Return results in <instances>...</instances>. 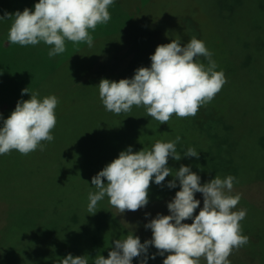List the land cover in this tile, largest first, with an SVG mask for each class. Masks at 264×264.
Here are the masks:
<instances>
[{
    "label": "trees",
    "instance_id": "obj_1",
    "mask_svg": "<svg viewBox=\"0 0 264 264\" xmlns=\"http://www.w3.org/2000/svg\"><path fill=\"white\" fill-rule=\"evenodd\" d=\"M146 1L115 0L118 6L113 7L112 16L118 13L119 19L97 25L95 31L89 30L94 37L92 47L83 42L74 44L73 49L54 59L47 53V59L41 60L39 66L43 69L37 67V80L45 74L56 76L55 91L50 93L58 99L55 114L69 110L71 103L72 108L56 123L57 130H52L54 140L44 145L43 151L38 148L22 155L14 150L15 160L8 154L0 155V194L23 197L29 208L80 210L82 204L64 205L61 199L57 202L59 194L65 195L62 186L68 177L86 174L88 164L106 167L129 146L133 152L151 150L155 142H169L177 136L181 138L176 144L181 159L169 157L167 165L173 174L182 165L189 166L198 175L199 171L207 172V176H201L211 181L215 173L222 176L232 173L236 177L251 161L254 165V161L264 162V0H232L236 11L233 17L241 20L247 31L229 22L227 26L234 29L227 30V26L221 29L223 20L216 21L199 0H180L177 7L171 0L168 3L162 0L160 4L152 0L151 6ZM224 1L227 4L228 0ZM38 2L0 0V16L25 8L34 11ZM11 23V20L0 21V42L8 40ZM192 37L205 43L217 64L216 71H223L226 77L221 91L209 104L201 106L194 117L181 119L173 115L168 124H160L147 116L142 106H133L130 112L119 115L105 109L98 89L102 79L116 82L131 79L136 69L151 67L150 56L159 45L176 39L184 46ZM0 45L4 48L0 47V55L10 57L5 44ZM17 47L11 52L17 51ZM196 60L208 65L205 57ZM3 61L10 63V59ZM19 72L14 70L15 75ZM42 85L38 82L36 90L43 89ZM48 90L50 87L46 85L44 92ZM188 148L195 149L199 158L184 156ZM44 155L54 156L53 167L42 169ZM17 156L23 159L19 166ZM173 178L169 175L162 185H156L153 178L149 196H166L167 184ZM177 188L180 189L178 180ZM70 222L87 233L86 247L98 242V229L104 228L106 239L107 228L110 230L109 225L115 223L111 214L106 217L103 213L91 222L82 221L74 213ZM79 236L73 231L71 239L79 244ZM80 237L84 240L80 243L85 244L83 235ZM55 249L58 255L61 251ZM62 255L67 257L61 253L59 258Z\"/></svg>",
    "mask_w": 264,
    "mask_h": 264
},
{
    "label": "clouds",
    "instance_id": "obj_2",
    "mask_svg": "<svg viewBox=\"0 0 264 264\" xmlns=\"http://www.w3.org/2000/svg\"><path fill=\"white\" fill-rule=\"evenodd\" d=\"M115 0H39L35 10L25 8L22 12L5 13L0 21L11 20L8 41L12 45L36 46L43 42L50 46L48 56L55 57L66 51V41L73 44L86 43L93 46L97 25H106L111 20L109 7ZM205 43L196 37L181 46L179 40L159 45L150 56L151 67L136 69L131 79L118 82L102 79L98 85L99 97L105 109L114 114L130 112L133 106L143 107L146 115L160 124H168L176 115L184 119L194 117L201 106L209 104L226 83L223 71H216L217 64ZM205 57L208 65L197 62V57ZM31 93L29 100L17 102L15 110L0 127V155L13 150L28 155L38 148L43 151L42 142H52V130L56 127L55 109L58 99L55 95L42 100L38 93L22 90V95ZM180 136L169 142L157 141L151 150L143 148L133 152L129 146L121 151L97 175L91 184L97 189L88 195L87 211L95 214L99 201L105 197L109 204L123 214L137 211L149 203V189L153 181L162 185L166 177L174 178L168 188L180 190L167 204L170 215L158 214L146 228L151 229L152 238L141 243L138 236L128 234L117 239L108 253V258L97 255L94 264H132L133 259L144 256L141 264H147L149 246L164 256L163 264H200L201 258L207 264H231L229 257L233 250H239L249 243V237L242 235L241 221L247 210L233 211L241 196H233L236 178L216 175L208 183L201 184V177L189 166H181L178 171L169 168V157L176 161L181 155L176 150ZM199 158L193 148L183 154ZM105 179L107 183H105ZM203 194V208L195 194ZM192 219L194 222L184 223ZM155 259V254L151 256ZM60 264H89L87 255L68 254Z\"/></svg>",
    "mask_w": 264,
    "mask_h": 264
},
{
    "label": "rangeland",
    "instance_id": "obj_3",
    "mask_svg": "<svg viewBox=\"0 0 264 264\" xmlns=\"http://www.w3.org/2000/svg\"><path fill=\"white\" fill-rule=\"evenodd\" d=\"M168 3V0H163ZM180 0H171L170 2L175 3V6H179ZM150 6L152 0L146 1ZM201 5L212 14L216 21L223 22L219 25L221 29H224L228 22L230 24L237 25L246 30L243 22L236 19L235 4L232 0H228L227 4L224 0H199ZM156 3H162V0H157ZM115 2L109 7V12L112 16L114 11L113 7H117ZM117 9V8H116ZM174 9V8H173ZM147 12V11H146ZM146 12L141 14V18L145 16ZM119 19V14L114 12V16L111 17L112 22H116ZM108 27H112L111 25ZM107 28V26H106ZM232 26H227V30H232ZM247 31V30H246ZM226 33L228 31H221ZM229 33V32H228ZM226 36H234L233 34H225ZM236 37V36H234ZM5 44L7 53L9 55H0V113L3 115V119H7L11 113L15 110L17 102L21 99L29 100L31 93L23 94L22 90L29 88L30 92L38 93V98L43 99L46 96L54 93L56 76L45 74L38 78V70L42 68L39 64L41 60L47 59L46 54L50 50V46L41 42L36 46H20L9 44L8 40L2 42ZM9 45V46H8ZM18 46V50L11 52V50ZM1 48H3L0 45ZM74 44L70 41H66V51L73 49ZM4 49V48H3ZM102 49V48H99ZM46 55V56H45ZM59 55V54H58ZM16 57V58H15ZM56 57V56H55ZM55 57H51L54 59ZM59 58V56H58ZM56 58V61H58ZM10 63H6L3 60H9ZM39 60V61H38ZM42 60V61H43ZM47 61V60H46ZM32 62V63H31ZM28 63H31L27 65ZM31 66V67H29ZM46 68V67H45ZM18 75H15L14 70H18ZM27 69V72L25 71ZM43 69V68H42ZM18 72V71H17ZM50 76V77H49ZM26 78L28 79L27 82ZM42 82V88L36 90V84ZM46 85L50 87V91L44 92ZM72 108L70 104L69 110ZM57 112L56 119L58 121L69 113ZM3 119H0V127H3ZM56 127L53 131L57 130ZM43 145H49V142H42ZM245 154H248L245 152ZM7 155V154H6ZM8 155L16 159L14 150ZM18 157L19 165L23 159ZM54 156H43L42 169H49L53 167L52 160ZM104 160V159H103ZM246 164L240 172L237 174L236 182L230 195L241 196V199L233 211H239L242 209L247 210V215L242 220V235L249 237V243L241 247L239 250H233L232 255L229 257L231 264H264V162L261 160L254 161ZM101 169L100 165L94 167L92 164H88L85 173H77L78 175L74 178H69L68 181L62 186V191L65 195L61 194L57 197V202L60 203L62 200L64 205L82 204L80 210H72L71 208H52L43 206L41 207H27L26 199L23 197L16 196V194L1 193L0 194V264H60L63 259V255L72 254L76 256H85L89 260V264H94V258L97 255H103L108 258L109 251L112 250V245L117 239H124L128 234H134L138 236L141 243L152 238V231L145 227L152 219L156 218L158 214L170 215L167 204L171 202L177 191L180 189L167 188L166 196L154 198L149 196V203L146 207H143L137 211H126L121 214L115 208H113L105 197L99 201L95 214H90L87 211V205L89 203L88 195L90 192H96L97 189L91 184L92 177L97 175ZM222 179L227 176H222L218 173ZM207 176L208 173L199 171L201 177V184L210 182L205 180L202 176ZM210 175V174H209ZM229 175H232L230 173ZM228 175V176H229ZM213 178L216 175L212 176ZM107 183V180L104 181ZM196 199L200 200V207L196 209L194 215H198L199 211L203 208V194L196 193ZM53 209V210H50ZM74 213L79 216L82 221L91 222V219H95L96 216L102 213L106 217L111 214L115 223L110 226V231L107 228V237L105 239L104 228L98 229L96 234L98 235V242L94 245L86 247V239L84 236L86 232L77 226H74L70 219L74 216ZM192 219L185 220L184 223H193ZM68 231H67V229ZM80 229V230H78ZM73 231H76L80 236L83 235L85 244H82V238L79 236V244H76L71 238L73 237ZM110 231V232H109ZM110 238V239H109ZM84 241V240H83ZM108 243H110L108 245ZM58 247L61 252L57 255L56 249ZM106 248V250H102ZM99 251H103L99 253ZM155 254V259L151 256ZM169 253H165L164 256L158 254V250L150 245L148 250L147 264H163L164 259ZM144 256H140L133 259L132 264H141ZM200 264H207L206 260L201 258Z\"/></svg>",
    "mask_w": 264,
    "mask_h": 264
}]
</instances>
